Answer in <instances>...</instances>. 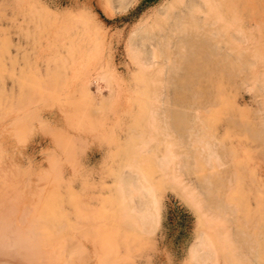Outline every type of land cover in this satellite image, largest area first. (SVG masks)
Returning <instances> with one entry per match:
<instances>
[{
	"label": "rangeland",
	"instance_id": "rangeland-1",
	"mask_svg": "<svg viewBox=\"0 0 264 264\" xmlns=\"http://www.w3.org/2000/svg\"><path fill=\"white\" fill-rule=\"evenodd\" d=\"M172 2L0 0V264H264L263 234L247 246L264 229V0H198L239 31L192 40L184 62L155 25ZM187 61L200 105L174 86ZM167 113L196 136L168 130ZM127 182L143 190L122 202ZM229 186L249 229L217 207L236 204ZM124 203L151 223L132 226Z\"/></svg>",
	"mask_w": 264,
	"mask_h": 264
},
{
	"label": "bare ground",
	"instance_id": "bare-ground-1",
	"mask_svg": "<svg viewBox=\"0 0 264 264\" xmlns=\"http://www.w3.org/2000/svg\"><path fill=\"white\" fill-rule=\"evenodd\" d=\"M213 1V0H212ZM224 5V4H223ZM215 10V8H214ZM217 11V12H216ZM215 11V14L216 17H221L223 18V14H220L222 13V11H219L218 9H216ZM225 13H226V10H224ZM230 11V10H229ZM232 13V12H230ZM229 14V13H228ZM229 17H227L226 19L229 26L231 24V19L233 17V15H228ZM156 22L155 25L158 27L157 28V31L160 32V37L162 39H164L165 41L168 42V45L171 46V47H174V44H175V47L176 49L179 48L180 50L182 49L183 52H179L177 51L176 53H178V57H180V59L184 61H186V59L184 58V56L188 55V52L190 50V48L193 47L192 45V40H195V39H199V40H202V39H215L214 37H211L212 34H217L219 29H220V34L222 35H225V34H229V35H232L235 31L238 32L239 29H237L235 27V20L233 21L234 23V28L231 26V27H228L227 23L225 22V30L226 31H223L221 30V28H218L216 29L217 27V24H216V21L215 19H211L210 17H207V12L206 10L200 6V4L198 3V0H173V2L169 5L166 6V8H163L161 9L158 13H157V16H156ZM243 27V26H242ZM250 31H244L243 29H240V34L241 35H247L249 34ZM214 42V46H217L218 44H220V42L218 40H215L213 41ZM213 46V45H212ZM213 46V47H214ZM230 56H232V54H230ZM176 57V56H175ZM188 59V58H187ZM174 62H178L177 59L174 60ZM190 61H187V63H189ZM173 63V62H172ZM180 64V60H179V63H177V65ZM233 62H229V65L232 66ZM190 63L189 64H185L183 66H185V68H183L182 72L183 74H178V72L181 70V68H179L180 66H177V69L174 70H170L171 72H173V74L175 73L176 74V77L174 78L175 80V88H177L178 86H181L183 87V91L189 93L188 97L183 100V102H185L184 104H190L189 101L191 100H195V101H198V103H196L197 105H200L202 104V102L206 99L205 97V94L203 92L200 93V91L196 90V86L199 87V85L201 84V80L203 78H197L196 80H191L195 75L191 73V70L189 71V67H190ZM194 65V64H193ZM173 67V66H172ZM176 67V66H175ZM173 69V68H172ZM174 74V75H175ZM202 77V76H201ZM206 78V76H205ZM204 81V79H203ZM197 84V85H196ZM185 87V88H184ZM179 93V92H178ZM177 93V94H178ZM202 99V100H201ZM215 100L217 99H214L212 100L211 102L214 103L216 102ZM181 105V106H186V105ZM173 105V104H172ZM205 104H203L204 106ZM202 106V107H203ZM213 107V106H211ZM210 107V108H211ZM165 110V109H164ZM167 112V111H166ZM197 112H199L197 110ZM163 114V113H162ZM165 115V113H164ZM169 115L168 117H171V122L170 123H167L168 125V130H170V128H173L175 129L176 131H178L180 133V136H188V139L189 137H191L192 135L193 136H196V134L194 133V129L193 126L191 127V125L189 124V117L185 114H178V113H173V114H168ZM198 115H201L200 113H198ZM199 117V116H198ZM166 118V117H165ZM200 119V117H199ZM166 120V119H165ZM200 121V120H199ZM167 122H169L167 120ZM201 122V121H200ZM247 128V127H246ZM158 131V130H157ZM167 135H171L170 133H168ZM193 139V138H192ZM191 139V140H192ZM199 140L196 138V141ZM165 142H169V140H165ZM201 142V141H200ZM199 143V142H197ZM205 144V142H204ZM208 146V145H207ZM205 146V147H207ZM202 149V148H201ZM207 149V148H206ZM202 152V150H200V153ZM144 153V152H143ZM199 153V155H200ZM213 153V152H212ZM142 154V152H141ZM207 154V153H205ZM209 154V153H208ZM215 156V152L213 153ZM213 154L211 155V157L213 156ZM169 156H167L165 159L167 160ZM171 157V155H170ZM204 156H202V159H203ZM206 157H208V155H206ZM215 159L217 157H214ZM207 159V158H206ZM219 159V158H218ZM216 159V163H217V160ZM165 161V160H164ZM196 161L198 162V159H193V162ZM214 161V160H213ZM220 162V160H218ZM207 163L208 160L206 161ZM163 162H161L162 164ZM168 163V162H167ZM204 163V162H203ZM206 163V164H207ZM210 164V163H209ZM208 164V166H209ZM214 164H215V161H214ZM134 166V165H133ZM207 166V165H206ZM213 166V165H212ZM214 167H217L216 164L214 165ZM203 169V168H202ZM213 169V168H212ZM204 170V169H203ZM215 170V169H214ZM206 171V170H205ZM212 171V170H211ZM203 172V171H202ZM144 173V172H143ZM204 173V172H203ZM216 173V172H215ZM147 174V173H146ZM207 175H209V177H212L214 175L213 172H210L208 171L206 173ZM145 175V174H144ZM143 176V175H142ZM145 179V181L147 182V186H145L146 188H150L149 191H151L153 193V185L150 183V180H146V177L143 176ZM204 179V178H203ZM206 179V178H205ZM205 181V180H204ZM209 180H207L206 182H208ZM223 181L224 180H221L219 181L218 185L217 183L215 184V188H208L206 189V193L209 195V196H217V193H219V191L221 190V187L220 185L223 184ZM206 183V184H207ZM210 184V183H209ZM127 185L129 186L128 189L124 192V194H120V199H122V202L124 201V199H129L131 201V195L133 191H137L139 194L142 193L141 190H143L142 188L140 187H136V184L133 186L131 183L127 182ZM230 188L228 189V194L230 193L233 197L229 198L228 197V200H234L235 201V205L234 206H229L227 204H222V203H217V207L220 209L221 212H225L226 210H230V212L233 211L234 213V209H236L235 211H238L240 212V215L241 217L243 216L244 220L243 219H240L238 220L239 224L241 225L240 228L241 229H246L248 227V223H250V218H252L251 216H253L254 212L251 210L250 206L246 203V201H248L245 196H246V193L244 191H242V189H240V191L238 190V192H236V188L235 186H229ZM119 188V187H118ZM49 189V188H48ZM222 191H220L221 193ZM127 193V194H126ZM150 193V192H149ZM227 194V193H226ZM236 195V197H234V195ZM62 196V195H61ZM223 197V194L220 195ZM220 196H218L220 198ZM50 197V196H49ZM52 197V196H51ZM136 197V196H134ZM216 197V198H218ZM218 198V199H219ZM53 199V198H52ZM137 200V199H136ZM49 201V200H48ZM118 202V201H117ZM120 202V201H119ZM136 203V202H135ZM225 203V202H224ZM122 204V203H121ZM129 204V203H128ZM124 208H126L124 211V214H125V218H128V216L130 217V224L132 226H134L135 228H140V227H147L149 222L151 223L152 221V212L151 210H149V206L147 205L146 207L143 206L141 209L137 210L135 209L133 206H131L130 208L128 207V205L126 206V204L124 203ZM122 205V206H123ZM138 206V205H137ZM139 207V206H138ZM233 207V209H232ZM120 208V207H119ZM140 208V207H139ZM56 209V208H55ZM49 211V210H48ZM52 211V210H51ZM50 211V212H51ZM54 211V210H53ZM134 211V212H133ZM47 212V211H46ZM55 213V212H54ZM53 214V213H52ZM243 214V215H242ZM64 215V214H63ZM51 217V216H49ZM127 220V219H126ZM252 220V219H251ZM56 221V220H55ZM255 221V220H254ZM32 223V222H31ZM59 224V223H58ZM128 224V223H127ZM257 224V225H256ZM254 225V227L258 228L257 230H253L251 231L252 232V235L254 234V236L251 237V240H252V243L249 242L247 244V246L250 248H253L255 247V242L256 243H261L263 242L262 238L264 237V229H260L261 227V223H260V220H258V222ZM32 225V224H31ZM114 225V224H113ZM129 225V224H128ZM130 226V225H129ZM54 227V226H53ZM68 227V226H67ZM253 227V228H254ZM34 229H32V226L30 227V229L28 230L29 232L32 233L33 230H35V227L33 226ZM117 229V228H116ZM247 229V230H248ZM49 230V228H48ZM46 231V230H45ZM142 231V229L140 230ZM242 231V230H240ZM239 231V232H240ZM258 231H260V234H257ZM22 232V231H21ZM109 232V231H108ZM114 232V231H113ZM51 233V232H49ZM244 232H242L243 234ZM32 234L35 235V232H33ZM42 234V233H41ZM110 234V233H109ZM263 234V237L261 236L260 238H255L257 235H262ZM44 235H47L44 234ZM257 236V237H258ZM110 237V236H109ZM21 238V236H20ZM100 238V237H99ZM245 240H242L240 239L239 242H241L242 245H246V242H244ZM35 243V239H34V242L33 244ZM223 243V242H222ZM21 244H26V243H21ZM20 244V245H21ZM32 244V240L30 242V244H26L25 247H30L31 245L33 246ZM39 245V244H38ZM257 245V244H256ZM104 246V245H103ZM107 246V245H106ZM29 253V252H28ZM32 253V252H31ZM27 255V254H26ZM263 256V255H262ZM45 258V257H44ZM39 260V259H38Z\"/></svg>",
	"mask_w": 264,
	"mask_h": 264
}]
</instances>
